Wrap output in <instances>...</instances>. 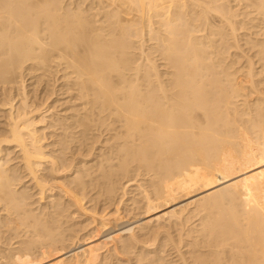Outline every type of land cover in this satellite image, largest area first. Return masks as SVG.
Masks as SVG:
<instances>
[{
    "label": "bare ground",
    "instance_id": "bare-ground-1",
    "mask_svg": "<svg viewBox=\"0 0 264 264\" xmlns=\"http://www.w3.org/2000/svg\"><path fill=\"white\" fill-rule=\"evenodd\" d=\"M113 1L116 3H113L114 8L106 10L103 15L101 13V16L97 12L91 14L95 7L89 6L88 9L72 7V11H62L65 8L59 0H0V88L2 93H7L5 90L10 88L11 91L19 88L18 96L20 94L18 106L16 95L11 93L4 102L8 104L5 107L9 108V121L3 137L0 136V207L4 209L0 212L7 215L2 218L0 213V223L5 225L11 221L9 225L14 222V227L23 224V229L29 226L33 232L31 236L30 228L23 231L18 226L16 229L19 231H11L15 229L13 226L0 224L3 229L6 227L3 230L6 234L10 227L9 233L13 235L22 231L29 233L27 238L32 237L30 241L27 239L29 243H22L26 239L20 232L23 241L14 235L19 239L14 244L16 238L8 233L11 237L6 236L14 239L12 242L9 240L10 245L14 244L12 247L1 229L5 242L1 238L3 236L1 240L12 247H4L5 251L13 252L18 244H23V247L25 244V248L18 246L24 250L17 248L11 258L5 254L12 255V252L4 251L5 254H0V264H37L34 262L40 261L41 256L36 260L39 255L50 256L55 251H61L55 254V258L56 255L60 258L47 264H103L101 254L106 244L115 246L119 239L125 253H128L139 240L142 241L143 235L147 234L148 240L150 235L154 238L159 234V219L164 215L175 221L181 219L182 223L184 218L188 221L198 216L199 219L197 226L195 223L189 227H192L190 230L187 228L189 231L186 229L187 235L193 238L191 242L187 240V250H182L186 243L182 248L175 245L178 241L174 235L169 236V232L166 240H163L165 237L160 239L163 246H159L160 249L164 248L169 237L173 239L175 264L196 261L197 264H264V0ZM95 6L97 8V4ZM168 6V10L159 12ZM128 7H136L141 12L139 17L136 15L139 19L123 17ZM151 10L162 15L158 29L152 26L150 17L149 21L145 20L149 22L148 31L157 41L154 48L161 55L157 54V58L169 66L164 73L160 72L156 59L150 57L151 53L146 54L143 44L138 45L140 56H136L137 51L133 53L131 51L134 50L129 49L134 44L132 46L128 39L143 35L146 25L143 14ZM218 40L223 50L217 49L215 41ZM233 45L238 51L226 62L228 57L221 55ZM26 69H41V74L55 73L54 79H50H61L62 83L57 92L69 93L71 96L66 99L70 98L72 103L76 101V104H71L73 112L66 116L64 125H60L65 134H70L80 144H87L88 136H93L97 130L109 134L106 140L109 153L99 155V163L87 164L89 166L85 170L74 169L69 173L74 175L68 177L70 180L67 178V182L65 179L64 182L53 179V174H58L63 168L71 167L72 170V166L69 162L68 166L57 165L55 158L47 156L41 131L37 129L40 121L35 116L40 109L32 107L29 91H26ZM49 92L55 93L54 90ZM49 92L45 93L44 89L43 93L49 96ZM240 96L243 101L239 104L236 98ZM59 139V142L65 141V135ZM10 146L18 148L23 170H26V176H30L28 179L37 188L41 199L47 193L54 196L52 190L57 183L56 186L50 185L49 177L62 182L57 186L60 195L48 199L45 206L38 205L37 201L35 203L38 204L32 206L28 200L31 195H27L26 188L18 189L16 180L20 181L21 177L16 178L15 169L8 167V159L3 160L4 150ZM47 161L51 162L52 176L40 172L44 171ZM70 162H74L73 158ZM134 164L137 169H134ZM134 170L140 172L139 179L135 178L137 175L127 177L129 172L136 173ZM119 175L128 178L121 182V192L115 183ZM96 180H99L100 187L104 186L101 188L104 192L102 201H109L102 203L104 207L107 203L108 206L110 203L116 205L112 212L105 210V214H93L99 216V221L95 227L93 220L89 222L92 232L80 235L76 230L69 235L73 223L68 222L77 213L74 210L69 212V209L73 206L77 208L75 210L89 211L80 194L91 192L89 190L95 188L92 184L96 185ZM129 181L139 188V196L131 197L132 204L136 206H126L124 213L123 196ZM28 205L43 207L41 210L38 207L37 212ZM189 205L191 208L188 209ZM92 208L94 210L95 206ZM185 211L189 215L181 218ZM130 213L136 221L135 227L125 220ZM67 216H71L70 221ZM124 234L128 235L127 239L123 238ZM151 237L150 240H155ZM68 238L71 243L67 246L64 242ZM99 238L103 239L95 241ZM156 239L159 243V238ZM35 243L34 249L38 250L41 245L40 254L32 250ZM148 245L144 244L146 248ZM109 246L105 247L106 250H110ZM30 251L39 255L33 253L34 258ZM154 252L148 253L150 256L147 257L141 256L143 253L140 252V257L137 254L135 257L143 258L148 264H163V254Z\"/></svg>",
    "mask_w": 264,
    "mask_h": 264
},
{
    "label": "rangeland",
    "instance_id": "rangeland-1",
    "mask_svg": "<svg viewBox=\"0 0 264 264\" xmlns=\"http://www.w3.org/2000/svg\"><path fill=\"white\" fill-rule=\"evenodd\" d=\"M60 1V3H61V5L62 6H64V10H62V11H69L72 7H73V9H78V8H80V7H87V9H88V6L89 7H95L96 8V4H97V8L95 9V8H93V9H91L92 11H90L91 12V14H95L96 12L97 13H99L100 15H101V13H102V15H103V13H105V11L107 10H112L114 7L113 6H115L116 5V3L113 1V0H59ZM105 1V2H104ZM97 2V3H96ZM100 2H104V4H102V5H99V3ZM117 2V1H116ZM96 3V4H95ZM113 3L115 4V5H113ZM91 4H92V6H91ZM101 4V3H100ZM72 5V6H71ZM83 5V6H82ZM94 5V6H93ZM98 5L100 6L99 8H98ZM108 5H110V6H108ZM168 5H170V3H168ZM171 5H172V3H171ZM108 6V7H107ZM76 7H78V8H76ZM107 8V9H106ZM109 8V9H108ZM129 8V9H128ZM128 8H125L126 10L125 11H127L126 12V14L124 13V15H123V13H122V15H123V17H129V18H136V19H139L138 17L140 16L139 14H141V12H138L137 11V9H136V7H132V9L130 8V7H128ZM134 8V9H133ZM128 9V10H127ZM169 9V6L168 7H166V8H163L161 11H159V12H164L165 10H168ZM135 10V11H134ZM70 11H72V9L70 10ZM128 12H129V14H128ZM159 12H155L154 10H151L149 13L147 12L146 14L144 13L143 15H145V16H143V18H144V20L146 19V20H150L151 19V23H152V21H153V27L156 29H158L159 28V26L160 25H158L159 23H160V19L162 18V17H160V16H162V15H160L159 14ZM99 14H98V16H99ZM138 14V15H137ZM149 14V15H148ZM159 14V15H158ZM101 15V16H102ZM131 17H130V16ZM136 15L138 16V17H136ZM101 16H99V17H101ZM149 17H150V19H149ZM160 17V18H159ZM159 19V20H158ZM126 20V19H125ZM145 20V21H146ZM158 21H159V23H158ZM123 23H125V22H123ZM144 23H146V25H145V27L143 28L144 30H143V35L142 36H140V38H139V36H137V35H134L131 39H128L129 40V42H130V44H132V46H133V44H134V46H133V48H130L129 47V49H130V51L131 50H134V51H131V52H133V53H136V51H137V53H136V56H140V55H138V54H140L139 52H140V47L138 46V45H141V44H143V46L144 47H142L145 51H146V54H150V57H154L153 59L155 60V61H157L158 63V65H159V70H161L160 72L161 73H164V72H166V69H167V71L169 70V66L168 65H166L165 63H163L162 62V60H159V59H161V58H157V57H161V55H159L160 53H158L159 52V50L157 51V49H156V47L154 48V46H155V44H157V41H156V39H154V35H152V34H150V32L148 31V23H147V21L146 22H144ZM201 23V22H200ZM139 25H141V24H139ZM157 26V27H156ZM146 28V29H145ZM148 28V29H147ZM146 31V32H145ZM151 36V37H150ZM143 37V38H142ZM142 38V39H141ZM137 39V40H136ZM142 40V43L140 42L141 40ZM152 39V40H151ZM146 42H145V41ZM154 41V42H153ZM231 42H232V38H231V40H230ZM144 42V43H143ZM215 45H216V47H219V48H217L218 50L221 48L222 49V46L220 45L221 44V41L220 40H218V41H215ZM219 43V44H218ZM218 44V45H217ZM232 44H235V43H232ZM135 45H137L138 46V48H137V50L135 49L136 47H135ZM151 45H153V46H151ZM221 47H220V46ZM131 46V45H130ZM146 46H148L147 48H146ZM146 48V49H145ZM152 49V50H151ZM213 49V48H212ZM211 49V50H212ZM223 50V49H222ZM151 51V52H150ZM153 51V52H152ZM236 51H238L237 50V48L235 47V45H233V47H231V49H229V51L225 54V53H223V55H221L222 57H228L227 58V60H226V62H228L229 61V58L231 57V55H233L231 58H234L235 57V55H234V53L236 52ZM159 56H158V55ZM153 55V56H152ZM156 56V57H155ZM143 58V57H142ZM230 58V59H231ZM158 59V60H157ZM165 64V65H164ZM160 65H161V67H160ZM166 66V67H165ZM168 67V68H167ZM27 71H25V73L27 72V74H25L24 73V75L26 76H24V79H25V85H26V91H29V102H30V104L32 103V107H34V106H37V107H39V111H38V114L36 115L35 114V116H37V120H39L40 122H38V124H37V129L39 130V132L41 133V135H40V133H39V135L42 137V143L44 144V149H46L47 148V150H45L46 151V153H47V156L49 157V155L52 157V158H55L56 159V163H57V165H66V166H68V165H70L71 164V166H72V170H71V167H70V169L69 168H63V169H61L60 171L61 172H58V174H57V176H55L56 174H53L52 173V166H51V162L49 163L48 161H47V163H44V165L46 166H42V167H45V169H44V171H43V169L42 170H40V172L42 173V174H50L51 176H52V174H53V179L55 180V179H60V180H63V179H65V182H67V180H70V178H68V177H71L72 178V176L74 175V173H72V174H69V173H71L72 171H74V169H78V170H80L81 171V169L82 170H85V168L86 167H88L90 164L92 165V164H97V163H99V160H100V158H99V155H100V157L102 156V155H104V154H107V152L109 153V148L107 147L108 146V142H106V140H107V137L109 136V134H106V133H100V131H96V133L93 135V136H88L89 137V139H88V141H87V144H80V142H78L73 136H71L70 134H65L66 133V131L65 130H63L62 129V126H60L62 123H64V121H66V118H68V117H66V116H70V114H71V112H73L71 109L73 108H71V104H73L72 103V101H71V99H70V101L68 102V100L69 99H66V98H68L69 96H71V95H69V93H68V95H67V93L65 92V94H66V96H64L63 94H61L62 93V91H61V93L59 94V92L60 91H58L57 92V90H59L60 88L59 87H61L62 85V83L60 82V80L58 81H54L53 79H54V77H53V75L55 74L54 72V74L53 75H51L52 74V72L50 73V72H46L45 74H41V72H42V70L41 69H38V70H32V71H30V70H28V69H26ZM163 71V72H162ZM34 73V74H33ZM37 76H36V75ZM40 76H39V75ZM50 74V75H49ZM42 75V76H41ZM44 75V76H43ZM34 76V77H33ZM50 76H52V77H50ZM31 77V78H30ZM39 77L40 78H42V79H40L39 80ZM50 78H53V79H50ZM36 79H38V81H40L39 83H38V81L36 80ZM46 79H48V80H46ZM50 80V81H49ZM36 81V82H35ZM45 81V82H44ZM53 81H54V83L55 84H53ZM63 83L65 82L64 80L62 81ZM61 83V84H60ZM36 84V86H34ZM43 84V85H42ZM28 85V86H27ZM54 85V86H53ZM56 85V86H55ZM1 86V85H0ZM13 86L15 87V86H17L16 84L14 85L13 84ZM49 86V87H48ZM53 88H52V87ZM51 87V88H50ZM18 88V87H17ZM11 89V88H10ZM9 89V90H10ZM19 89V88H18ZM18 89H14L13 88V90L11 91V92H9V90H5V91H7V93H2L3 91H1L2 89L0 88V99H2V100H0V105H2V106H0V107H2V108H0V136L1 137H3L2 135L5 133L4 131H6L7 130V128H8V121H9V118H8V116H9V108H7V107H5V105L6 106H8V104H5L4 102H6V100H7V95H9L10 93H11V95L13 94V95H16V99H15V101L17 102H15L14 101V103H16V106H18L19 104H20V101H19V97H20V94H19V96H18V92H19V90ZM44 89H45V93H47V92H49V91H55V93L53 94V92H49L51 95H49L48 96V94H45V93H43L44 92ZM36 90V91H35ZM43 90V91H42ZM47 90H49V91H47ZM47 91V92H46ZM13 92V93H12ZM21 92V91H20ZM32 92V93H31ZM34 92V93H33ZM32 95V96H31ZM36 95V96H35ZM48 97H47V96ZM59 95V96H58ZM62 95V96H61ZM35 96V97H34ZM40 96H41V98H40ZM47 98H46V97ZM52 96V97H51ZM30 97H32V98H30ZM58 98H59V100H58ZM56 99V100H55ZM236 99H238V103L240 104V103H242V101H243V97H238V98H236ZM3 101V102H2ZM19 101V102H18ZM34 102V103H33ZM46 102V103H45ZM53 102V103H52ZM66 102V103H65ZM236 102V103H237ZM60 103V104H59ZM53 104V105H52ZM74 104H76V101H75V103ZM4 105V106H3ZM51 106V107H50ZM58 106V107H57ZM69 106V107H68ZM74 106V105H73ZM242 106V105H241ZM4 107H5V109H4ZM47 108V109H46ZM54 108V109H53ZM50 109V110H49ZM44 110V111H43ZM53 110V111H52ZM55 110V111H54ZM56 110L58 111V112H56ZM64 110H66V111H64ZM68 110V111H67ZM70 110V111H69ZM48 111V112H47ZM64 111V112H63ZM53 113V114H52ZM5 114V115H4ZM56 114V115H55ZM59 115V116H58ZM39 116V117H38ZM44 118H43V117ZM46 117V118H45ZM56 117V118H55ZM60 117V118H59ZM63 117V118H62ZM53 118H54V120H53ZM41 119L43 120V121H41ZM62 122H61V121ZM69 120H70V118H69ZM51 121H53V122H51ZM68 121V120H67ZM42 122V123H41ZM47 122V123H46ZM60 122V123H59ZM44 123V124H43ZM50 123H51V125H50ZM47 125V126H46ZM53 125V126H52ZM62 125H64V124H62ZM6 127V128H5ZM43 127V128H42ZM46 127V128H45ZM45 128V129H44ZM60 130V131H59ZM59 131V132H58ZM44 132V133H43ZM64 132V133H63ZM99 132V133H98ZM42 133H43V135H42ZM44 134L46 135V136H44ZM100 134V135H99ZM52 135V136H51ZM65 135V141H61V142H59V138L61 137V136H64ZM68 135H70L69 137H68ZM73 135V134H72ZM76 135V134H75ZM58 136V137H57ZM67 136V137H66ZM102 136V137H101ZM104 136V137H103ZM105 136H106V138H105ZM69 138H71L70 140H69ZM72 138H74V140L72 139ZM68 139V140H67ZM62 140V139H61ZM98 142H97V141ZM94 141V142H93ZM97 143H96V142ZM76 142V143H75ZM89 142V143H88ZM102 142V143H101ZM104 142V143H103ZM65 143V144H64ZM68 143V144H67ZM92 143V144H91ZM99 143V144H98ZM53 144H54V146H53ZM56 144V145H55ZM64 144V145H63ZM67 144V145H66ZM94 144V145H93ZM96 144V145H95ZM87 147H86V146ZM64 146V147H63ZM80 146V147H79ZM82 146V147H81ZM97 146V147H96ZM55 147V148H54ZM76 147H78V148H76ZM63 148V149H62ZM69 148V149H68ZM83 148V150H81ZM85 148V149H84ZM93 148V149H92ZM108 148V149H107ZM10 149V150H9ZM16 149V150H15ZM76 149V150H75ZM105 149V150H104ZM6 150V151H5ZM5 150H4V158H3V160L5 161V159L7 160L8 159V167L9 168H14L15 169V172H14V175H15V177L16 178H18V177H21L20 178V181H19V179L18 180H16L17 181V186H18V189L19 190H24V188H26L25 190H26V193H27V195H31V197H29V201L30 202H32V206H34L33 204L35 203V201H37L35 204H38V205H40V204H42L43 206H45L48 202V199L50 200L52 197H56V196H59L60 195V193H58L60 190H58V189H60L59 187H57V186H59V185H61V183L62 182H64V180L61 182V183H58L59 182V180H56V181H58V182H55L52 178H50L49 177V180L51 181V184H50V181H49V184L50 185H55L56 183H57V188L55 187L54 188V190H52V191H54V192H52V193H54V196H50L47 192V194L46 195H44V197H43V199H41L38 195H39V193H38V190H37V188L36 187H34V184L32 183V181L30 180V179H28L29 177L28 176H26V175H28L27 173H26V170H23V169H25V168H23L24 166H23V163H22V161H21V154H20V152L18 151V148H16L15 146H10V147H7V148H5ZM8 150V151H7ZM49 150V151H48ZM65 150V151H64ZM101 152H100V151ZM107 150V151H106ZM61 151V152H60ZM82 151V152H81ZM90 151V152H89ZM106 151V152H105ZM6 152V153H5ZM12 152V153H11ZM64 152V153H63ZM69 152H71V153H69ZM81 152V153H80ZM84 152V153H83ZM68 153L70 154V155H68ZM78 153V154H77ZM89 153V154H88ZM103 153V154H102ZM74 156H73V155ZM8 155V156H7ZM57 155L59 156V157H57ZM71 156V157H70ZM81 156V157H80ZM96 156V157H95ZM19 157V158H18ZM51 157H49V158H51ZM92 159H91V158ZM71 158H73V161L74 162H70V159ZM85 158H87V159H85ZM94 158V159H93ZM78 159V160H77ZM13 160V161H12ZM62 160V161H61ZM97 160V161H96ZM67 162H69V163H67ZM97 162V163H96ZM17 163V164H16ZM21 163V164H20ZM11 164V165H10ZM48 164V165H47ZM73 164V165H72ZM87 164H89L88 166H87ZM47 166H51V167H47ZM65 166V167H66ZM134 167H135V164L133 165ZM132 166V167H133ZM82 167V168H81ZM133 167V168H134ZM19 168V169H18ZM80 168V169H79ZM84 168V169H83ZM21 169V170H20ZM134 169H137L136 167L134 168ZM18 170V171H17ZM68 170V172H66ZM71 170V171H70ZM70 171V172H69ZM131 171H133V169H131ZM135 171V170H134ZM137 171V170H136ZM135 171V172H136ZM139 171V170H138ZM52 173V174H51ZM137 173V172H136ZM136 173H130L129 172V176H127L128 178H132V177H135L136 175V177L135 178H138L139 179V175H138V173H140V172H138L137 174ZM25 176H24V175ZM62 175V176H61ZM72 175V176H71ZM23 177V178H22ZM117 177V176H116ZM126 176H122V177H120V175L118 176V180H116L117 182H115L116 184H117V186L119 187V192H121V188H122V186H123V183L124 182H126L127 181V179L125 178ZM142 176L140 175V178H141ZM145 177V176H144ZM68 178V179H67ZM22 179V180H21ZM28 179V180H27ZM67 179V180H66ZM116 179V178H115ZM102 180V179H101ZM140 180H142V179H140ZM30 181H31V183H30ZM97 182H94V183H97L96 185L95 184H92V185H94V189L92 190H89L90 189V187H88L89 189V191H91V192H88L87 194H86V192H85V194H80L81 196H80V198H83V204H85V206L86 207H88V212L87 213H85V212H83L82 210H80V209H78V210H75V209H77V208H75V207H71V209H69V212H73V210H74V212H77V213H74L73 214V217H75V218H71V221L69 220L70 219V217H68L67 216V218H68V220L70 221V222H68V223H70V224H72V226H71V228H69V230L70 229H72V231H69L70 233H69V235L71 234V233H74L76 230H77V233L78 234H80V235H82L83 233H86V231H88L89 233L90 232H92V227H90V226H92L93 225V227H95L96 226V223L99 221V216H93V214L95 215V213H96V215H102V214H105V213H107L109 210L112 212V210L114 209V206L116 205L115 203H114V205H111L112 203H110L109 204V206H108V203H109V201L107 200L106 202H108L107 203V207H106V205H105V207H104V205L103 204H106V202L105 201H102V199H103V191H102V189H104V186L103 185H101V186H103V187H100V183L98 182L99 180H96ZM147 181V180H146ZM52 182H53V184H52ZM55 182V183H54ZM121 182H123L122 184H121ZM30 183V184H29ZM25 184V185H24ZM59 184V185H58ZM98 184H99V186H98ZM101 184H103V182H101ZM128 186L126 187V189H125V195L123 196V200H124V206H122V210H124V209H126L127 207L126 206H128V207H135L136 206V204H132V198L131 197H138L139 196V192H138V190H139V188L135 185V184H132V181H129V182H127L126 183ZM19 185H20V187H19ZM16 186V187H17ZM32 188V189H31ZM102 188V189H101ZM97 189V190H96ZM99 190V191H98ZM28 191V192H27ZM58 191V192H57ZM97 191V192H96ZM49 192H51V191H49ZM103 192V193H102ZM58 193V194H57ZM96 193V194H95ZM92 194V195H91ZM120 195H121V193H119ZM123 194V193H122ZM49 195V196H48ZM119 195V196H120ZM46 196V197H45ZM62 196V195H61ZM99 196V197H98ZM104 197H105V194H104ZM117 197V196H116ZM32 198V199H31ZM62 198H64V200H65V202H67L68 201V199L67 198H65V197H62ZM89 198L91 199V198H93L92 199V201L90 200V201H87V200H89ZM127 198V199H126ZM129 198V199H128ZM41 199V201L39 202V200ZM43 200H45V201H43ZM63 200V201H64ZM67 200V201H66ZM115 200V199H114ZM126 200V201H125ZM98 201V202H97ZM99 201H102V202H99ZM29 202V203H30ZM97 202V203H96ZM105 202V203H104ZM112 202H114V201H112ZM130 204H129V203ZM103 203V204H102ZM126 203H128V204H126ZM30 205H31V203H30ZM30 205H28L29 206V208H31L30 207ZM38 205H35V207H37ZM41 205V206H42ZM130 205V206H129ZM41 206H38V207H40L39 209L41 210ZM42 206V207H43ZM95 206V208H94V210H92L93 208L92 207H94ZM102 206V207H101ZM37 207V208H38ZM111 207H113L112 209H111ZM32 208H34V207H32ZM37 208H34V210L36 209L37 210ZM98 208V209H97ZM109 208V209H108ZM189 208H191V205H189L188 206V209ZM0 209H3V208H1L0 207ZM35 210V211H36ZM39 210V211H40ZM105 210H107V212H105ZM1 211V210H0ZM3 211H4V209H3ZM0 212V213H2V215H1V217L3 216V215H5V214H3L4 212ZM91 211V212H90ZM97 211H98V213H97ZM109 211V212H110ZM161 211H163V210H161ZM37 212H38V210H37ZM92 213L91 215H90V213ZM94 212V213H93ZM68 213V212H67ZM82 214V215H80V214ZM124 213H126L125 212V210H124ZM85 214V215H84ZM7 215V214H6ZM6 215L5 216H3V217H6ZM69 215V214H68ZM75 215V216H74ZM189 215V213L187 212V211H185L184 213H183V215L181 216V218L184 216H188ZM84 216V217H83ZM131 216H132V213H130L129 215H127V217L125 218V220L126 221H128V223L132 226V227H135V219L133 218H131ZM140 216H142V215H140ZM143 216H144V214H143ZM2 217V218H3ZM96 217H98V218H96ZM178 217V216H177ZM198 216H195V217H193V218H191V219H189L188 221H186L185 220V218H184V224L182 223V222H180V220L181 219H177L176 221L173 219V218H171V217H169L168 215H164V216H162L159 220H160V227H159V231L161 232V234H160V232H159V234L156 236L155 234V236H156V238H159V243H158V240L155 238V236H154V238H155V240H150L149 238L151 237V235L148 237V240H147V234L146 235H143V237L141 238V240L142 241H138V243L136 244V245H134L132 248H131V250H135L134 252L133 251H131V250H129L128 251V253L126 252L125 253V251H126V249H125V251H124V248H122V242H120V240L118 239V238H116V240L118 241V242H116L115 243V246L116 247H118V248H116L115 246H114V244L112 243V245H108V244H106L105 245V247L106 246H109L110 247V250H106L107 248H103V252H102V254H101V258H102V262H103V264L105 263V264H111V262H112V260H113V262H112V264H118V262L119 263H121V264H146L147 262H145V261H143L144 259L143 258H141V260L143 261H141L139 258H137V257H135V254H141V253H143L141 256H145L146 255V257H147V255H148V253H150V255H151V253L152 254H154L155 252L154 251H156V252H158L159 253V255L161 254L164 258V261H162V263L163 264H168V263H170V264H175L174 262H173V256L175 255V253L173 254V251H175L174 250V248H173V242H172V238H170L169 237V239H167V242H165V241H163L164 239L166 240V238H167V235L170 233V235L169 236H172L173 237V235H174V239L176 240V241H178V244L177 243H175V245H177V246H181V248H182V246L183 245H185V243L187 242V240H188V242H191V240L190 239H193V238H190L188 235H187V230L189 229V227L190 226H192V225H194L195 223H196V226H197V223H199V219L197 218ZM89 218H91V220L89 219ZM190 218V217H189ZM5 219V218H4ZM9 219V218H8ZM74 219L77 221H74ZM87 219V220H86ZM95 219V220H94ZM98 219V220H97ZM67 220V221H68ZM73 220V221H72ZM80 220V221H79ZM82 220V221H81ZM93 220V221H92ZM134 220V222H132ZM137 220V219H136ZM90 221H92L93 223H92V225L90 224V226L88 225L89 224V222ZM11 222V221H10ZM9 222V224H11ZM75 222V223H74ZM194 222V223H193ZM5 223V222H4ZM67 223V224H68ZM134 223V224H133ZM171 223H173V225L171 224ZM0 224H2V223H0ZM8 223L6 224L5 223V225H9ZM67 224H66V226H67ZM2 225H4V224H2ZM2 225H0V230L2 229V232H4L3 230H5V228L3 229L1 226ZM4 225V226H5ZM14 225H16L14 222H13V227H14ZM21 225H23V224H20V225H18L17 224V226H15L14 228L15 229H11L10 227H12L11 225H9L10 227H9V231H10V229H11V231L12 230H18L19 231V229H16L18 226L20 227ZM25 225V224H24ZM83 225V226H82ZM95 225V226H94ZM65 225H64V227H66ZM69 226V227H70ZM79 226H81V227H79ZM90 228H89V227ZM27 227V229H29L30 227L29 226H26ZM26 227H24V228H26ZM83 227L85 228L84 230H83ZM194 227V226H193ZM82 228V229H81ZM181 228V229H180ZM188 228V229H187ZM192 228V227H191ZM190 228V229H191ZM21 230L23 229V226H21V228H20ZM27 229H23V231L25 230V231H27ZM31 229L32 228H30V230H28V232L29 231H31ZM86 229H88V230H86ZM187 229V230H186ZM189 229V230H190ZM81 230V231H80ZM188 230V231H189ZM7 231H8V229H7ZM9 231L7 232V234L5 233H1L0 232V237L1 236H3V237H1L2 238V240H4V242H5V237H7L6 235H8V233H9ZM67 232H68V230H66ZM79 231V232H78ZM16 231H13V233H15ZM20 232H21V234L22 233H24V234H22L21 236H23V239H26V241L24 240V242H22L23 240H22V238L20 237ZM19 233H18V235H16V233L14 234L15 236H17L18 238H21L20 240H21V242L22 243H29V241L32 239V235H33V232L31 231V236H30V238H29V236H28V238L26 237V234L28 233V232H26V234H25V232H22V231H20ZM127 232V231H126ZM169 232V233H168ZM179 232H180V234H179ZM12 233V232H11ZM11 233H9V235L11 234ZM28 233V234H29ZM66 233V232H65ZM2 234H4L5 235V237H4V235H2ZM67 234V233H66ZM150 234V233H149ZM148 234V235H149ZM8 235V237H11V236H14L13 234H11V236H9ZM68 235V234H67ZM73 235V234H72ZM14 236V238H16V242L15 241H13L14 239H12V240H10L11 238H8L7 237V240H8V243H9V240L12 242H14V244H16L17 243V241L19 240V239H17V237H15ZM86 236H88V235H86ZM153 236V235H152ZM159 236V237H158ZM183 238H181V237ZM188 236V237H187ZM34 237H36V236H34ZM127 237H128V235L126 234H124V239H127ZM162 237H165V238H163V242H165V245H164V248H161V249H163L164 251L163 252H161L162 250L160 249V247L159 246H161V247H163L162 246V242L160 241V239H162ZM1 238H0V241H1V243H0V246L4 249L3 251H2V249L0 250V254L2 253H4V251H5V248L4 247H9V246H11L12 245V247H13V245L14 244H11L10 245V243H9V246L7 245V243L6 244H4L3 243V241L1 240ZM153 237H151V239H152ZM153 238V239H154ZM27 239H29V241L27 240ZM103 238H99V239H96L95 241H100V240H102ZM171 239V240H170ZM147 240V241H146ZM157 240V241H156ZM169 240V241H168ZM82 241H84V240H82ZM146 241V242H145ZM152 241V242H151ZM154 241H156V242H154ZM21 242H18V243H21ZM71 243V241L69 240V238L64 242V244L65 245H70V243ZM142 242H145L144 244H145V246H147L148 244L147 243H149V242H151V243H153L154 242V246H156V249L154 248V246L153 245H151L150 243H149V245H148V247L146 248L145 246H144V244L142 243ZM37 243H39V244H41V242H37ZM158 244V246H157V244ZM39 244H38V246H39ZM109 244H111V243H109ZM121 244V245H120ZM161 244V245H160ZM168 244V245H167ZM3 245H5V246H3ZM21 245H23V244H18L17 246H16V249L14 248V250H13V252L10 250V252L9 251H5V253L6 252H8V253H11L12 252V255H10V254H8V256H7V254H5L6 256L5 257H12L13 256V254L14 253H16L20 248V246ZM34 245V244H33ZM141 245V246H140ZM153 246V248H151V246ZM14 246V247H15ZM19 246V247H18ZM36 246V243H35V245H34V247L32 248V250L33 251H37L38 252V250H39V252H40V248H41V245L39 246V248H38V250L37 249H34V248H36L35 247ZM37 246V247H38ZM114 246V247H113ZM144 246V247H143ZM150 246V247H149ZM12 247H9V249L10 248H12ZM21 247H23V246H21ZM112 247V248H111ZM136 247H138V248H136ZM144 249H142V248ZM17 248H18V250H17ZM23 248H25V244H24V247ZM23 248H21L19 251H21ZM116 248V249H115ZM122 248V249H121ZM134 248V249H133ZM188 249V247H187V243H186V245L185 246H183V249L182 250H187ZM8 248L6 249V250H9ZM150 249V250H149ZM24 250V249H23ZM106 250V251H105ZM114 250V251H113ZM118 252H117V251ZM123 250V251H122ZM148 250V251H147ZM158 250H160V251H158ZM15 251V252H14ZM31 252L32 253V255H34L33 253H35V255L37 254L36 252ZM150 251H152V252H150ZM38 252V253H39ZM61 251H58L57 253H56V251H55V254H58V253H60ZM130 252H132V253H130ZM141 252V253H140ZM147 252V253H146ZM161 252V253H160ZM40 254V253H39ZM39 254H37V255H39ZM52 255H54L53 257H51L52 255H50V256H47V255H44L45 256V258H43L42 257V255H39L37 258H36V256L34 257V258H36V260H38L39 259V257L41 258L40 259V261H39V263H38V261L36 262H34V263H37V264H47V263H50V262H52V261H54V260H56L59 256H57L56 255V257L57 258H55V254H53V253H51ZM126 254V255H125ZM133 254V255H132ZM167 254H168V256H167ZM132 255V256H131ZM136 255V256H137ZM150 255H148V256H150ZM4 256V255H3ZM107 256H108V258H107ZM113 256V257H112ZM115 256V257H114ZM139 256V255H138ZM1 258H0V260L2 259V255L0 256ZM53 259H51V258ZM105 257V258H104ZM123 257V258H122ZM140 257V256H139ZM50 258V259H49ZM60 258V257H59ZM118 258V259H117ZM121 258V259H120ZM133 258V259H132ZM174 258H176V257H174ZM47 260V261H42L41 262V260ZM109 259V260H108ZM140 261H139V260ZM3 260H6V258L5 259H3ZM8 260V259H7ZM121 260V261H120ZM170 260V261H169ZM11 260H9L8 262H10ZM131 261V262H130ZM139 261V262H138ZM166 261V262H165ZM197 262V261H196ZM196 262H194V263H192V264H197ZM155 263H157V262H155ZM177 264L179 263V262H176ZM148 264V263H147Z\"/></svg>",
    "mask_w": 264,
    "mask_h": 264
}]
</instances>
